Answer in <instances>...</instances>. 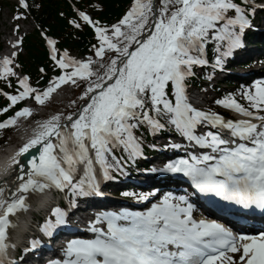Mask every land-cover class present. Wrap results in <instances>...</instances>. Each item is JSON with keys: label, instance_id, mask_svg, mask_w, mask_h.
<instances>
[{"label": "snow or ice", "instance_id": "6c2138e0", "mask_svg": "<svg viewBox=\"0 0 264 264\" xmlns=\"http://www.w3.org/2000/svg\"><path fill=\"white\" fill-rule=\"evenodd\" d=\"M160 5L154 9L152 0H132L110 25L77 10L79 20L93 28L96 43L89 56L78 59L67 49L59 51L56 41L45 35L49 56L60 72L43 89L15 71L17 51L0 57V80L11 87L10 77H15L18 86L14 92L0 89L8 101L0 113L29 98L43 106L66 84H83L80 99L85 100L74 112H57L38 121L33 135L10 158V165L23 168L19 157L33 148L38 152L28 159L27 171L16 176L19 183L10 198L0 188V264H5L7 229L13 225L10 215L28 207L30 190L55 187L73 196L101 194V177L110 179L111 170L119 169L124 159L116 155L117 149L128 160L143 155L134 131L141 125L152 133L170 128L197 149L152 171L182 173L201 193L264 210V80L240 90L246 104L233 93L215 101L245 119L198 108L187 92L194 66L210 63L205 56L209 43L215 46L213 68L222 67L240 47L241 34L250 23L245 9L235 0H160ZM19 8L28 9L27 0H18ZM24 15L17 10L13 18ZM69 23L81 27L76 19ZM19 27L14 25V31ZM21 42L18 37L11 45L15 49ZM33 111L28 105L18 108L0 121V129L31 117ZM124 194L139 203L156 195ZM192 213L185 196L169 192L142 209L99 211L88 221L92 236L67 240L63 258L48 264H264V230L237 232L217 220L195 219ZM52 215L55 219L40 226L46 235L66 223L59 207ZM39 243L34 239L31 246Z\"/></svg>", "mask_w": 264, "mask_h": 264}, {"label": "trees", "instance_id": "16d2710c", "mask_svg": "<svg viewBox=\"0 0 264 264\" xmlns=\"http://www.w3.org/2000/svg\"><path fill=\"white\" fill-rule=\"evenodd\" d=\"M71 2L80 10L91 14L93 20H99L101 25H109L120 18L130 0H71ZM31 13L38 27L57 38L59 47L77 51L80 54L91 52V46L95 44V36L87 25L81 24V27L77 28L69 23L73 19L78 22L79 20L65 0H32ZM23 51L24 53L20 54L17 60L19 71L30 77V83L33 86L42 89L56 71L47 60L46 50L37 30L24 38ZM41 68L44 69L43 72H41ZM10 80L11 87L9 84H4L2 87L8 92H14L18 86L14 80ZM80 90H83V84H81ZM7 103L8 101L0 96V107H4ZM10 113L11 108L5 113H0V118L10 115ZM10 132L8 129L0 130V144L7 140ZM143 138L144 141H147L146 136L143 135ZM144 148L147 151L148 148Z\"/></svg>", "mask_w": 264, "mask_h": 264}, {"label": "rangeland", "instance_id": "374dc122", "mask_svg": "<svg viewBox=\"0 0 264 264\" xmlns=\"http://www.w3.org/2000/svg\"><path fill=\"white\" fill-rule=\"evenodd\" d=\"M12 4L13 3L8 2V5H12ZM12 20H13V16L11 13V8L6 7V9H4L3 12L0 14V43L2 44V47H5V40H4L3 35H5V36L7 34L12 35V33L14 32V23H12ZM22 23L23 22L20 23V27L22 28V30L24 29L27 32H29L34 28V24H33L32 20H28L23 24ZM21 33H22V31H21ZM18 36H21V35L17 33L16 38H18ZM71 56L76 57L78 59L83 58V57H80L77 52L73 53ZM94 68L98 70L97 66ZM75 92H76V87L74 85H70V84L62 85L58 89V93L53 94L51 99L48 102H46L48 104L44 105L43 109H45V110H43L42 108H40L38 106H34L33 113L41 116L40 120L43 121L44 119H46L47 117H49L50 115H52L54 113H57V112L62 113L64 111H66V112L69 111L68 109H74V107L76 106L75 104H78L79 102L83 101L79 97L77 98V95L75 94ZM62 97H66L67 103H65V102L62 103V102L58 101ZM73 101H75V103H73ZM30 105H31V103H30ZM209 105L211 106V104H209ZM55 106H56V108H54ZM50 111H52V112H50ZM21 120H22V117L19 118L17 124L14 125V127H16V129H15L14 135L11 137V144L14 143V144L20 145L21 143L16 140V139H18L19 135L22 134L23 131L29 130L30 128H33V125H31V124H26L24 127L22 125L20 127L18 123Z\"/></svg>", "mask_w": 264, "mask_h": 264}, {"label": "bare ground", "instance_id": "6f19581e", "mask_svg": "<svg viewBox=\"0 0 264 264\" xmlns=\"http://www.w3.org/2000/svg\"><path fill=\"white\" fill-rule=\"evenodd\" d=\"M31 135H33V129L32 130H30L28 133H26V134H23V136H21V138H20V142H22V144L24 143V142H26V140L31 136ZM18 149V148H17ZM17 149L16 150H14V151H11V153H10V155L0 164V178H1V182H0V188H4L5 189V193H4V195L6 196V197H8V198H10L9 196H8V194L11 192V191H13L15 188H16V186L18 185V183H19V181L18 180H16L15 178H16V176L17 175H19V173L21 172V171H24V172H26L27 171V169H28V164H24L23 165V168H20V167H18L17 165H10V158L14 155V153L17 151ZM22 156V155H21ZM20 156V157H21ZM20 157H19V159H20ZM11 167H13V175H11L12 177H6L5 178V172H7L8 171V169H9V167L10 166ZM15 168V169H14ZM36 194H37V191H35V192H31V194H30V197L32 198V200H34L35 199V196H36Z\"/></svg>", "mask_w": 264, "mask_h": 264}, {"label": "water", "instance_id": "95a60500", "mask_svg": "<svg viewBox=\"0 0 264 264\" xmlns=\"http://www.w3.org/2000/svg\"><path fill=\"white\" fill-rule=\"evenodd\" d=\"M37 155H38V152H37V149L35 148L34 151L28 152V154H26L24 157H28V159H31L33 156H37Z\"/></svg>", "mask_w": 264, "mask_h": 264}]
</instances>
